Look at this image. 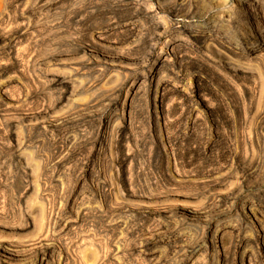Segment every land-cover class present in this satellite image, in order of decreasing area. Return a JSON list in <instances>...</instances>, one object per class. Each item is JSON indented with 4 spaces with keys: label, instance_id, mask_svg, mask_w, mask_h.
<instances>
[{
    "label": "rangeland",
    "instance_id": "1",
    "mask_svg": "<svg viewBox=\"0 0 264 264\" xmlns=\"http://www.w3.org/2000/svg\"><path fill=\"white\" fill-rule=\"evenodd\" d=\"M0 241L264 264V0H0Z\"/></svg>",
    "mask_w": 264,
    "mask_h": 264
},
{
    "label": "bare ground",
    "instance_id": "2",
    "mask_svg": "<svg viewBox=\"0 0 264 264\" xmlns=\"http://www.w3.org/2000/svg\"><path fill=\"white\" fill-rule=\"evenodd\" d=\"M101 54V53H100ZM59 77V76H58ZM60 80V79H59ZM55 82V81H54ZM56 87V86H55ZM69 88V87H68ZM86 120V119H85ZM51 125V124H50ZM38 241V240H37ZM7 251H11V252H14L13 253H8ZM0 252H4L5 255H8L6 257H4L5 261H4V264H18V262L13 259L12 257H17V255H15L16 251L14 250V245L10 244V243H2L0 241ZM31 254V253H30ZM25 255V253H24ZM9 256H12V257H9ZM26 259V258H25ZM44 260V259H43ZM23 261V260H22Z\"/></svg>",
    "mask_w": 264,
    "mask_h": 264
}]
</instances>
